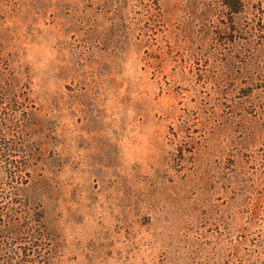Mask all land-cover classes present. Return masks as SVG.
<instances>
[{"label": "rangeland", "instance_id": "1", "mask_svg": "<svg viewBox=\"0 0 264 264\" xmlns=\"http://www.w3.org/2000/svg\"><path fill=\"white\" fill-rule=\"evenodd\" d=\"M229 1L0 0V264H264V0Z\"/></svg>", "mask_w": 264, "mask_h": 264}, {"label": "trees", "instance_id": "2", "mask_svg": "<svg viewBox=\"0 0 264 264\" xmlns=\"http://www.w3.org/2000/svg\"><path fill=\"white\" fill-rule=\"evenodd\" d=\"M225 3L232 9V2L229 0H224ZM237 5L238 11L240 5H244L242 0H238ZM224 31L228 34H233L234 29L229 27V24L224 28ZM231 39V38H230ZM234 40V39H233ZM2 60H9L4 57L2 54V50L0 49V178L4 177L3 175L10 174L14 179H18L19 184H24L27 182V175L30 174V163L22 162L15 160V155L21 151L24 154L25 158H30V154L28 150L21 149V146L26 147L24 142L12 140L11 136L15 131V110H20L24 108L23 101H21V95H18L15 99V79L8 84L5 83V79L2 77ZM15 78V77H14ZM23 99H26V96H23ZM26 112V111H25ZM30 120L29 114L27 115V119L25 122ZM26 125V124H25ZM3 179V178H2ZM12 210V208H11ZM15 212L12 213H0V219H4L7 223H10L13 228H15V224L20 226V220L16 221ZM41 225L44 224L43 216L39 217L37 220ZM24 222V221H22ZM23 224V223H22ZM36 248L24 249L20 250L19 247H12L10 250V255H17L18 257L21 255H25L27 261L37 262L40 256V251ZM24 256V257H25ZM32 256L30 259L28 257ZM12 258V259H11ZM3 263L8 264L12 263L13 257L3 258ZM15 259V258H14ZM6 260H9L6 262Z\"/></svg>", "mask_w": 264, "mask_h": 264}]
</instances>
